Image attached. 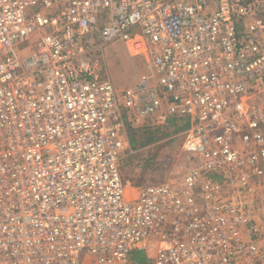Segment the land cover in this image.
Masks as SVG:
<instances>
[{"label": "built area", "instance_id": "built-area-1", "mask_svg": "<svg viewBox=\"0 0 264 264\" xmlns=\"http://www.w3.org/2000/svg\"><path fill=\"white\" fill-rule=\"evenodd\" d=\"M263 89L264 0H0V264H264ZM149 119L189 123L184 169L131 197Z\"/></svg>", "mask_w": 264, "mask_h": 264}, {"label": "rangeland", "instance_id": "rangeland-1", "mask_svg": "<svg viewBox=\"0 0 264 264\" xmlns=\"http://www.w3.org/2000/svg\"><path fill=\"white\" fill-rule=\"evenodd\" d=\"M104 57L111 80L120 89L132 86L137 82V76L148 72L145 57L136 50L129 53L122 41L107 44ZM260 98H257V103L262 105L264 92ZM182 122L171 120L165 125H158L155 119H149L129 125L130 149L122 162V176L128 195L135 196L140 186L181 177L185 159L182 131L178 127Z\"/></svg>", "mask_w": 264, "mask_h": 264}, {"label": "trees", "instance_id": "trees-1", "mask_svg": "<svg viewBox=\"0 0 264 264\" xmlns=\"http://www.w3.org/2000/svg\"><path fill=\"white\" fill-rule=\"evenodd\" d=\"M189 125L188 122L184 123L182 126H179L178 129H184ZM134 140L132 139V143ZM133 257L136 258L139 262H144L145 261V255L143 252L135 251L133 254Z\"/></svg>", "mask_w": 264, "mask_h": 264}, {"label": "crops", "instance_id": "crops-1", "mask_svg": "<svg viewBox=\"0 0 264 264\" xmlns=\"http://www.w3.org/2000/svg\"><path fill=\"white\" fill-rule=\"evenodd\" d=\"M127 51L129 52V50L127 49ZM129 53H131V52H129ZM146 62H147V68H148V59H146L145 60ZM105 65H106V59H105ZM147 70V69H146ZM109 72V70L107 69V67H105V72L103 73L105 76H107L106 75V73L109 75L108 77L110 78V79H112L111 77H110V74L108 73ZM113 81V80H112ZM134 85V84H133ZM262 106L264 107V104H262Z\"/></svg>", "mask_w": 264, "mask_h": 264}]
</instances>
